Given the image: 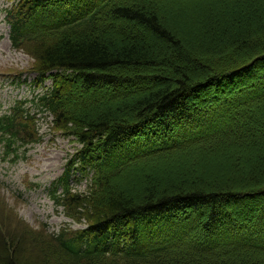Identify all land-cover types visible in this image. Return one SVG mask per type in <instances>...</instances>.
Instances as JSON below:
<instances>
[{
    "label": "trees",
    "instance_id": "1",
    "mask_svg": "<svg viewBox=\"0 0 264 264\" xmlns=\"http://www.w3.org/2000/svg\"><path fill=\"white\" fill-rule=\"evenodd\" d=\"M24 1L12 41L34 43L40 74L69 71L67 90L48 89L38 107L82 144L74 160L91 174L85 193L68 191L69 173L60 181L56 204L85 228L55 237L60 262L45 264H264V139L243 132L264 115V0H189L203 32L161 0ZM110 17L154 37L125 35ZM80 88L91 98L77 110ZM28 115L0 118V131L17 136ZM169 158L181 161L160 163ZM249 201L258 210L240 217L232 205ZM5 238L0 264H40L20 236Z\"/></svg>",
    "mask_w": 264,
    "mask_h": 264
},
{
    "label": "rangeland",
    "instance_id": "2",
    "mask_svg": "<svg viewBox=\"0 0 264 264\" xmlns=\"http://www.w3.org/2000/svg\"><path fill=\"white\" fill-rule=\"evenodd\" d=\"M164 5H171L170 10L182 11L186 16H179L185 18L188 28L190 30L202 31L204 22L201 24L199 21H188L190 15L194 14L197 8L194 1L185 0L187 9L178 8V0H161ZM161 1H159L161 3ZM6 3V6H10L13 0H0V9L3 11L5 6L2 3ZM195 6V7H194ZM7 8V7H6ZM173 8V9H171ZM166 14H176L169 12L167 8H160ZM262 10V9H261ZM0 11V74L2 73H18L19 76L15 77L21 81L26 78L34 79L36 61L33 57L32 51L35 48L33 42L26 41L21 49H15L8 38V26L2 21L3 13ZM213 14L216 11L210 10ZM263 11V10H262ZM261 12V11H260ZM187 17V18H186ZM224 21V20H222ZM227 20H225L226 22ZM189 22V24H188ZM114 23L115 29L123 32L125 35H138L141 39H149L154 37L153 32L150 29L145 28L141 24H129L112 17L106 19L104 24ZM116 39L115 36H111ZM44 40H46L44 38ZM117 40V39H116ZM119 42V40H117ZM196 53L189 54L194 57ZM251 57V56H249ZM174 63L178 61L171 58ZM261 68V65L259 66ZM159 71L160 68H157ZM262 71V70H261ZM264 71L260 72L263 73ZM60 78L59 76H57ZM62 80H53L52 78L46 79L44 86H59V91L67 85H62ZM69 82V81H65ZM79 85H77L78 87ZM76 87V88H77ZM20 94L25 92L26 94L36 93L41 90L36 86L24 89ZM214 90V89H213ZM223 89L220 88L216 93L222 94ZM211 93V92H210ZM196 94H200L197 92ZM70 103L75 108H78L84 104H87V100L90 97L89 92L83 91L82 88L74 90L71 93ZM18 98L14 85L10 86V82H2L0 80V114H5L9 108L13 105V100ZM83 101V102H82ZM72 106V107H73ZM85 108V107H84ZM35 112L36 109L34 110ZM78 113V112H77ZM29 122L23 121L25 125V138L30 136L28 145L18 148L17 152L20 155L19 158H14L13 155H5L4 150L0 144V238L3 239L7 235L11 236L15 234L20 236L24 242L27 255L32 260H37L38 263H51L52 260L60 262L56 255V243L54 237L63 230L64 232H73L79 229L85 224L84 219L77 222V218H71L67 215V211L63 207H56L49 200L45 187L50 180L59 176L64 169L65 162L72 158L75 149L80 147L77 141L73 137L66 135L63 131L56 128L52 117L49 115H42L38 113L33 116ZM262 118V119H261ZM258 122H250L243 128V132L250 133L257 139H264V115ZM217 147V146H216ZM227 146H222L226 148ZM217 149H219L217 147ZM209 152L216 150L215 147L207 148ZM165 167H170L181 161V158L173 159L169 158L167 161L160 160ZM224 163L220 162V167L217 170H224ZM36 184V185H35ZM133 182L127 180L126 186L131 187ZM74 191L86 192L88 190L87 183L82 181L81 183L74 185ZM259 203L254 204L252 201L242 202L241 204H233L232 206L240 216L251 215L252 208L255 212L259 208ZM241 212V213H240ZM240 216V217H241ZM6 239V238H5Z\"/></svg>",
    "mask_w": 264,
    "mask_h": 264
}]
</instances>
